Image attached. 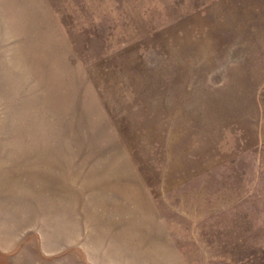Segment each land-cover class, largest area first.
Wrapping results in <instances>:
<instances>
[{
  "label": "rangeland",
  "instance_id": "1",
  "mask_svg": "<svg viewBox=\"0 0 264 264\" xmlns=\"http://www.w3.org/2000/svg\"><path fill=\"white\" fill-rule=\"evenodd\" d=\"M0 264H264V0H0Z\"/></svg>",
  "mask_w": 264,
  "mask_h": 264
}]
</instances>
